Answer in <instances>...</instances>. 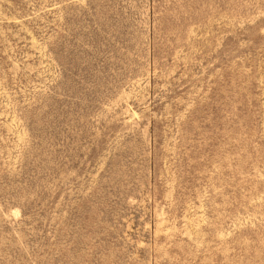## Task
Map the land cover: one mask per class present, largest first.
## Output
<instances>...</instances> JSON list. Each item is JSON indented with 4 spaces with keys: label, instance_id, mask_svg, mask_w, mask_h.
<instances>
[{
    "label": "rangeland",
    "instance_id": "1",
    "mask_svg": "<svg viewBox=\"0 0 264 264\" xmlns=\"http://www.w3.org/2000/svg\"><path fill=\"white\" fill-rule=\"evenodd\" d=\"M0 264H264V0H0Z\"/></svg>",
    "mask_w": 264,
    "mask_h": 264
}]
</instances>
